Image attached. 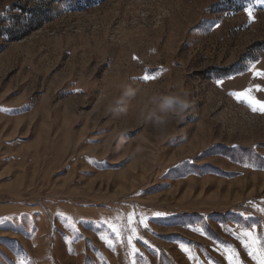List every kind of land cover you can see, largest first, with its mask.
Returning <instances> with one entry per match:
<instances>
[{"label": "rangeland", "instance_id": "374dc122", "mask_svg": "<svg viewBox=\"0 0 264 264\" xmlns=\"http://www.w3.org/2000/svg\"><path fill=\"white\" fill-rule=\"evenodd\" d=\"M256 71L264 0H0V264H259Z\"/></svg>", "mask_w": 264, "mask_h": 264}, {"label": "clouds", "instance_id": "9594fccd", "mask_svg": "<svg viewBox=\"0 0 264 264\" xmlns=\"http://www.w3.org/2000/svg\"><path fill=\"white\" fill-rule=\"evenodd\" d=\"M153 103L155 107L145 115L144 119L145 122H151L154 126L161 128L167 124L169 114L180 117L189 107L186 93L184 95L161 94L153 97ZM120 110L123 111V109Z\"/></svg>", "mask_w": 264, "mask_h": 264}, {"label": "snow or ice", "instance_id": "6c2138e0", "mask_svg": "<svg viewBox=\"0 0 264 264\" xmlns=\"http://www.w3.org/2000/svg\"><path fill=\"white\" fill-rule=\"evenodd\" d=\"M249 16L251 18V12H249ZM249 68L251 69L252 65H249ZM254 76L264 77V71H256V72H254ZM145 79H148V77H145ZM217 83L220 84L221 81L217 80ZM257 87H259V86H257ZM230 94L235 96L237 99L247 96V92H244V93H230ZM249 99H251V98H249ZM252 102H253V104H255V105H257L259 107L260 111L264 112V104H261L259 101H252ZM256 110H257V108L253 107V111H256ZM129 223H130V225L135 223V220H134L133 217H129ZM142 223H143V221H142ZM144 227H147L146 223H144ZM133 231H135V229H133ZM129 243H131V240H129ZM109 247H111V245H109ZM259 264H264V255H262V258L260 259Z\"/></svg>", "mask_w": 264, "mask_h": 264}, {"label": "trees", "instance_id": "16d2710c", "mask_svg": "<svg viewBox=\"0 0 264 264\" xmlns=\"http://www.w3.org/2000/svg\"><path fill=\"white\" fill-rule=\"evenodd\" d=\"M230 71H232V68L223 70L224 73H229Z\"/></svg>", "mask_w": 264, "mask_h": 264}]
</instances>
